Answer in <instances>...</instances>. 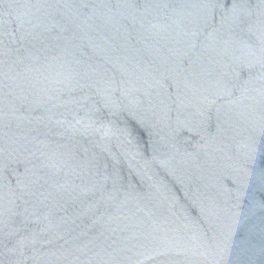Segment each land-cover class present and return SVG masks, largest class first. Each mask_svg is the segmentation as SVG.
<instances>
[{"label": "water", "instance_id": "95a60500", "mask_svg": "<svg viewBox=\"0 0 264 264\" xmlns=\"http://www.w3.org/2000/svg\"><path fill=\"white\" fill-rule=\"evenodd\" d=\"M0 264H264V0H0Z\"/></svg>", "mask_w": 264, "mask_h": 264}]
</instances>
